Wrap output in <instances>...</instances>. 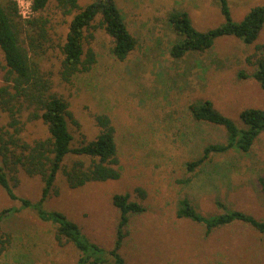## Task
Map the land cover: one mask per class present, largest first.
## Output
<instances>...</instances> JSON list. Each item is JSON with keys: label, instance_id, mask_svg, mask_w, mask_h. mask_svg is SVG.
<instances>
[{"label": "rangeland", "instance_id": "obj_1", "mask_svg": "<svg viewBox=\"0 0 264 264\" xmlns=\"http://www.w3.org/2000/svg\"><path fill=\"white\" fill-rule=\"evenodd\" d=\"M92 1L78 0L83 7ZM226 1L233 23L264 4V0ZM113 2L136 38V47L118 61L111 53L110 37L97 29L90 44L95 63L69 83L59 76L60 47L72 15H63L56 0H48L41 13L47 20L48 41L41 42L38 55H30L50 78L52 91L68 103L72 145L93 139L98 133L95 116L107 115L114 128L120 172L115 181L87 183L76 189H69L58 173L54 183L58 195L48 197L42 208L64 213L105 252L114 245L119 218L111 197L129 193L144 211L129 217L120 250L126 264H264V233L236 222L206 235L203 225L176 216L179 201L186 198L203 216L233 209L264 219V192L257 183L264 176V131L247 154L212 155L194 173L185 165L201 154L204 145L225 140L221 127L191 118L189 103L209 99L238 126L242 109H264V93L257 82L236 76L239 71L253 72L245 58L254 44H264V26L254 44L233 36L219 37L207 51L174 60L169 48L176 36L166 20L169 12H186L197 30L207 31L226 22L217 0ZM0 4L6 9L7 0ZM19 42L27 49L24 35ZM3 66L0 51V84ZM7 120L0 111V127L6 129ZM21 120L25 121L22 137L26 141L47 137L40 120L27 122L26 113ZM16 176L15 186L9 180L14 193L36 203L43 186L40 178H29L21 171ZM19 206L0 188V210H12L0 223V234L10 238L0 253V264H74L78 258L74 247L69 243L58 246L54 226L40 221L31 209L13 212Z\"/></svg>", "mask_w": 264, "mask_h": 264}, {"label": "trees", "instance_id": "obj_2", "mask_svg": "<svg viewBox=\"0 0 264 264\" xmlns=\"http://www.w3.org/2000/svg\"><path fill=\"white\" fill-rule=\"evenodd\" d=\"M56 1L63 15H72L60 47L59 76L64 83H69L78 73L91 70L95 53L90 44L97 29L110 37L111 53L118 61L125 60L136 47L137 40L128 32L123 15L113 0H94L84 7L79 5L78 0ZM217 1L226 22L207 31L197 30L186 12H169L166 20L176 36L169 48V55L174 60L207 51L219 37L233 36L247 45L256 42L264 26V4L253 7L240 22L233 23L229 20L227 1ZM47 3L48 0H31L33 15L27 20L18 17L15 3L11 0H7L6 9L0 4V51L4 61L0 111L8 119L6 129L0 127V188L11 200L20 202L19 208L13 209V212L22 208L31 209L40 221L54 226L53 237L57 245L69 243L78 252L74 264H126L120 250L127 236L129 217L144 211L140 202L130 199L129 193H115L111 197V204L117 209L119 218L114 245L105 252L84 237L77 224L64 213L42 208L48 197L58 195L54 184L58 173L69 189L80 188L87 183L115 181L120 176L114 128L109 117L96 115L94 120L98 133L93 139L73 146V137L68 128V120L71 119L68 103L52 91L50 78L30 55V52L38 55L42 51L41 42L48 41L47 20L41 16ZM21 34L25 37L27 49L19 42ZM245 62L254 70L251 74L239 71L237 78H252L264 93V44H254L253 52L246 56ZM187 110L194 121L221 127L225 132L224 142L204 145L201 154L185 164L186 170L191 173L204 165L212 155L229 151L247 154L264 131V109L261 108L242 109L238 114L239 126L217 110L209 99L191 102ZM24 113L27 122L41 121L47 130L46 138L28 142L22 137L25 121L21 118ZM20 171L29 178H40L43 186L36 203L14 193L9 180L15 186L18 182L16 175ZM257 183L264 192V176H259ZM137 190L142 193L140 189ZM10 213L11 209L0 210V223ZM176 216L203 225L206 235L236 222L264 233V219L233 209L203 216L186 198L179 201ZM9 244V236L0 234V253Z\"/></svg>", "mask_w": 264, "mask_h": 264}, {"label": "built area", "instance_id": "obj_3", "mask_svg": "<svg viewBox=\"0 0 264 264\" xmlns=\"http://www.w3.org/2000/svg\"><path fill=\"white\" fill-rule=\"evenodd\" d=\"M15 3L17 15L21 20H27L32 17L31 0H11Z\"/></svg>", "mask_w": 264, "mask_h": 264}]
</instances>
